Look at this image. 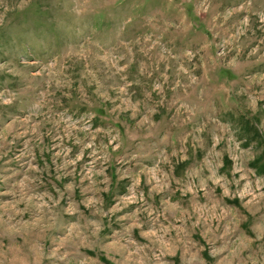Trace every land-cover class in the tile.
Segmentation results:
<instances>
[{
	"label": "rangeland",
	"instance_id": "rangeland-1",
	"mask_svg": "<svg viewBox=\"0 0 264 264\" xmlns=\"http://www.w3.org/2000/svg\"><path fill=\"white\" fill-rule=\"evenodd\" d=\"M0 264H264V0H0Z\"/></svg>",
	"mask_w": 264,
	"mask_h": 264
}]
</instances>
